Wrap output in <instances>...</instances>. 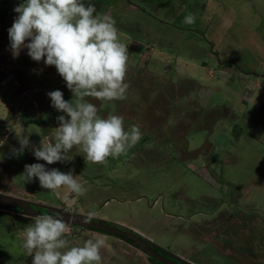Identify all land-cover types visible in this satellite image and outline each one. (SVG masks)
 <instances>
[{
  "label": "rangeland",
  "instance_id": "1",
  "mask_svg": "<svg viewBox=\"0 0 264 264\" xmlns=\"http://www.w3.org/2000/svg\"><path fill=\"white\" fill-rule=\"evenodd\" d=\"M23 2L0 0V119L14 130L0 150V191L125 220L194 264H264V0H83L115 19L130 85L125 100L85 99L101 117L122 116L126 130L138 125L142 138L104 164H87L74 147L50 165L33 147L20 152L18 133L33 146L51 139L64 113L47 93L59 89L69 101L73 94L27 48L13 56L8 30ZM189 13L194 24L184 23ZM33 163L71 172L86 194H69L68 206L38 179L25 182ZM33 222L0 205V264H32L22 242ZM68 227L70 246L97 232L114 236ZM105 241L102 264H146L138 247Z\"/></svg>",
  "mask_w": 264,
  "mask_h": 264
},
{
  "label": "clouds",
  "instance_id": "2",
  "mask_svg": "<svg viewBox=\"0 0 264 264\" xmlns=\"http://www.w3.org/2000/svg\"><path fill=\"white\" fill-rule=\"evenodd\" d=\"M14 11L19 15L8 30L13 56L27 48L32 60L55 66L73 94L69 101L59 89L47 93L51 106L64 113L57 117L59 126L39 146L18 133L19 151L33 147L36 160L49 165L69 159L74 147L87 164H104L109 157L126 155L142 138L139 126L126 130L122 116L101 117L97 106L85 99L112 102L127 98L128 46L120 42L115 19L97 14L95 5L83 0H24ZM195 19L189 13L184 23L194 24ZM46 164L25 165V182L38 179L41 188L65 205L70 203L69 194H86L87 188L71 172L49 169ZM91 219L89 215L85 222ZM33 220L25 228L22 242L32 264H102L104 238L70 246L67 237L71 230L62 216L39 214Z\"/></svg>",
  "mask_w": 264,
  "mask_h": 264
},
{
  "label": "water",
  "instance_id": "3",
  "mask_svg": "<svg viewBox=\"0 0 264 264\" xmlns=\"http://www.w3.org/2000/svg\"><path fill=\"white\" fill-rule=\"evenodd\" d=\"M258 75L259 73L251 72ZM0 205L4 207H16L18 210L29 214L31 216L46 214L52 216H62L63 219L68 222V224H74L81 228H90L103 231L105 233L121 235L128 237L132 240L131 244L138 247L140 250L144 251L146 254L154 256L158 260L163 261L165 264H181L176 259H182L178 255L170 254L165 255L156 250L148 241L147 237H142L137 232L128 230L124 227L113 225L107 223L102 218H93L86 221V218L89 216L86 213L79 211H71L68 209H63L60 206H55L51 204H46L38 201H33L27 198H23L17 195L5 193L0 191ZM130 243V242H129ZM187 264H191L187 262Z\"/></svg>",
  "mask_w": 264,
  "mask_h": 264
},
{
  "label": "crops",
  "instance_id": "4",
  "mask_svg": "<svg viewBox=\"0 0 264 264\" xmlns=\"http://www.w3.org/2000/svg\"><path fill=\"white\" fill-rule=\"evenodd\" d=\"M68 206H71L70 205V203L68 204ZM71 211H76V210H73L72 208L70 209ZM95 212H97V210H95ZM86 213H88V215H92L93 216V218L94 217H100V218H102V219H104L105 221L106 220H109V221H111V222H113V223H115V225H118V226H121V227H127V228H130V229H132L133 231H135V232H137V233H140V234H142L144 237H146L145 236V233L143 232V231H141L138 227H136L135 225H131V224H128L125 220H122V219H115V218H109V216L106 214V213H102V214H100V215H94L93 214V212H91V211H87ZM91 216V217H92ZM97 219H99V218H97ZM97 234L98 235H100V237H102V238H104V239H109V238H113V242L112 243H115V245H118V246H120V247H125V246H134V245H132L131 243H129L128 241H126L125 239H123V238H121V237H117V235H114V234H112V235H114V236H112V237H108L109 235H106V234H104V233H99V232H97ZM148 239H150V240H152V241H154L150 236H148L147 237ZM124 240V241H123ZM121 242V243H120ZM119 243V244H118ZM139 250V252L140 253H142V255L144 256V260H145V262H146V264H152L150 261H149V259H148V257H147V255H146V253L145 252H143L142 250H140V249H138ZM179 257H181L184 261H187V262H190V263H192L191 261H188V260H186V258L185 257H182V256H180V255H178ZM106 259H110L109 257H106ZM192 264H194V263H192Z\"/></svg>",
  "mask_w": 264,
  "mask_h": 264
},
{
  "label": "built area",
  "instance_id": "5",
  "mask_svg": "<svg viewBox=\"0 0 264 264\" xmlns=\"http://www.w3.org/2000/svg\"><path fill=\"white\" fill-rule=\"evenodd\" d=\"M13 136L14 130L10 122L0 119V150H4L6 148L9 139ZM12 143H14V141H12Z\"/></svg>",
  "mask_w": 264,
  "mask_h": 264
},
{
  "label": "trees",
  "instance_id": "6",
  "mask_svg": "<svg viewBox=\"0 0 264 264\" xmlns=\"http://www.w3.org/2000/svg\"><path fill=\"white\" fill-rule=\"evenodd\" d=\"M124 228H126V229H128V230H132V229H130V228H127V227H124ZM133 231V230H132ZM140 235V234H139ZM117 236H119V237H121V238H123V239H125L126 241H128V242H132V240L130 239V238H128V237H124V236H121V235H117ZM143 237V236H142ZM147 241L156 249V250H158L159 252H161L162 254H165V255H169L170 256V253L167 251V250H165V249H163L162 247H160L158 244H156L154 241H152V240H150V239H147ZM147 257H148V259H149V261L151 262V263H153V264H165L163 261H161V260H158L157 258H155L154 256H151V255H149V254H147ZM179 263H181V264H187V262L186 261H184L183 259H176Z\"/></svg>",
  "mask_w": 264,
  "mask_h": 264
},
{
  "label": "flooded vegetation",
  "instance_id": "7",
  "mask_svg": "<svg viewBox=\"0 0 264 264\" xmlns=\"http://www.w3.org/2000/svg\"><path fill=\"white\" fill-rule=\"evenodd\" d=\"M187 262V261H186Z\"/></svg>",
  "mask_w": 264,
  "mask_h": 264
}]
</instances>
